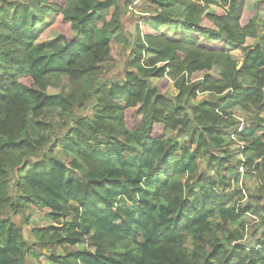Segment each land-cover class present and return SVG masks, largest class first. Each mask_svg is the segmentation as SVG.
Wrapping results in <instances>:
<instances>
[{"label": "trees", "instance_id": "1", "mask_svg": "<svg viewBox=\"0 0 264 264\" xmlns=\"http://www.w3.org/2000/svg\"><path fill=\"white\" fill-rule=\"evenodd\" d=\"M244 1L148 0L119 79L107 67L137 0H0V264H264V233L255 247L237 244L245 215L264 210L242 205L238 185L241 169L264 183V0L251 10ZM175 6L185 31L170 40L158 32L176 23ZM49 14L61 43L33 45ZM54 74L68 92L46 93ZM206 93L216 99L192 103ZM233 109L250 115L239 133ZM52 110L64 118L59 137L43 122ZM232 134L240 159L226 150ZM31 207L52 222L30 230L48 255L6 216L27 222Z\"/></svg>", "mask_w": 264, "mask_h": 264}, {"label": "rangeland", "instance_id": "2", "mask_svg": "<svg viewBox=\"0 0 264 264\" xmlns=\"http://www.w3.org/2000/svg\"><path fill=\"white\" fill-rule=\"evenodd\" d=\"M262 0H245L244 1V10H251L253 9L254 5ZM151 8V5L149 4L148 0H137V2L133 3L130 8L122 15L121 17V29H122V36L119 38V42L116 47V58L115 61L112 63H109V66L107 67L108 74L107 77L115 76L119 79H123V75L125 71L132 70L130 61L128 60L129 51L134 49V42L137 40V36L139 32H144V23L143 21L148 17V9ZM169 13L171 14V18L174 23L173 25H169L168 27L162 28L158 33L162 34L164 37H167L170 40H177L180 38V35H177L176 32L180 31L182 34H184V28L182 26L183 20H182V10L180 7L175 6L171 7L169 10ZM215 11L214 7L209 8V12ZM262 15V13H260ZM52 17L47 18V22ZM53 20L52 23H50ZM50 20L49 25H43L38 26L36 28L38 38L35 43H51L53 45L60 44L61 41L57 39V36L59 33L54 30H49V28L52 26L53 23L56 22L57 17H53V19ZM179 32V33H180ZM71 37H76L75 32H70ZM262 41L257 40L254 41L252 39H247L245 42L246 46L254 47L255 44H260ZM229 55L235 60L236 62H240L243 59L242 53L237 49H229L228 50ZM51 52L46 51L45 55L49 56ZM162 64L158 65L161 66ZM151 85H156L159 83L157 79H151L150 80ZM68 92V82L67 78L64 74H54L52 75L50 79V85L48 86L46 93L49 95H58L60 93H66ZM165 93L170 98H175L177 95V91L173 87L172 81L168 80V84L165 90ZM216 99L215 96L211 94H202L199 95L195 101H192L193 104L197 105L201 103L202 101H214ZM80 115H86L87 112H78ZM231 119L233 120V127L237 128V132L239 133L242 131L249 120L250 115L246 114L245 112L239 110V109H233L231 110ZM264 117V114H262ZM69 121H72L70 119ZM69 125L71 124L70 122ZM44 123H48L54 126L55 133L52 135L53 137H59L66 131L64 126V118L59 116V113L55 110H52L44 115L43 118ZM66 123V122H65ZM235 133V134H236ZM30 134L33 138L39 139L43 134H40L37 132L34 126V121L31 120L30 122ZM59 135V136H58ZM231 143L226 147L227 152L233 156L236 159H240V148L243 145L242 143L238 142L237 139H235V135H231ZM221 154V152H220ZM60 159L63 160L66 164L69 163L70 158L63 157L62 155L58 156ZM199 169L203 171V173L211 175V172L208 171L206 168V163L203 160H200L199 163ZM240 173V181L238 183L239 186H242L244 189V193L246 194V197L242 200L241 204L245 205L246 203H251V207H258V208H264V183L261 184L257 182L254 178H252L250 175H245L244 171L241 169L239 170ZM252 196L253 200L249 202L248 196ZM6 216L10 217L11 220L21 228L23 235L26 239V241L29 244L35 245L37 252L42 251L44 255H48L45 250H41L40 245L38 243V240L33 236L31 233L32 228L37 227H46L49 225H52L51 220L46 216L44 211H39L34 207H31L28 212H26V216L28 217V221L26 222V217L24 215H14L10 212L6 213ZM261 217H264V210L260 211L259 216H252V215H245L246 220V228L245 232H243V238L241 241H238L237 244L244 245L245 247L252 248L255 247L257 244L258 239L260 238L261 234L264 233V222L262 221ZM190 247V245H189ZM82 250H89L91 251L92 248L88 246L87 244H83L79 246ZM55 253L57 255H61V251L57 248L54 249ZM30 264H50L46 257H41L37 262L32 259L30 261Z\"/></svg>", "mask_w": 264, "mask_h": 264}, {"label": "crops", "instance_id": "3", "mask_svg": "<svg viewBox=\"0 0 264 264\" xmlns=\"http://www.w3.org/2000/svg\"><path fill=\"white\" fill-rule=\"evenodd\" d=\"M48 17H52L50 20H52L53 19V17H56V15L55 14H49L46 18H45V20H44V22H43V24H41V26H43V25H49L50 23H52L53 22V20L50 22V20L48 21V22H50V23H48L46 20H47V18ZM37 38H38V34H37V31H36V37L35 38H32V40H31V42H32V44L33 45H47V44H51V43H35L36 42V40H37Z\"/></svg>", "mask_w": 264, "mask_h": 264}]
</instances>
